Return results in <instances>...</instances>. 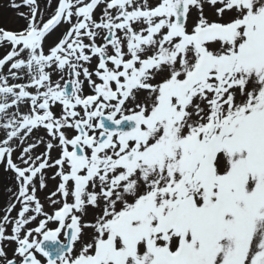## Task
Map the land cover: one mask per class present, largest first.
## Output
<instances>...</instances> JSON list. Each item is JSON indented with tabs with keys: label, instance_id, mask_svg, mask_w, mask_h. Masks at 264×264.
Masks as SVG:
<instances>
[{
	"label": "snow or ice",
	"instance_id": "1",
	"mask_svg": "<svg viewBox=\"0 0 264 264\" xmlns=\"http://www.w3.org/2000/svg\"><path fill=\"white\" fill-rule=\"evenodd\" d=\"M0 177V264H264V0H4Z\"/></svg>",
	"mask_w": 264,
	"mask_h": 264
},
{
	"label": "bare ground",
	"instance_id": "2",
	"mask_svg": "<svg viewBox=\"0 0 264 264\" xmlns=\"http://www.w3.org/2000/svg\"><path fill=\"white\" fill-rule=\"evenodd\" d=\"M6 181L3 179L1 182H0V196H2L0 198V201H4L6 200V195H5V191H4V185H5ZM0 207H1V202H0Z\"/></svg>",
	"mask_w": 264,
	"mask_h": 264
},
{
	"label": "rangeland",
	"instance_id": "3",
	"mask_svg": "<svg viewBox=\"0 0 264 264\" xmlns=\"http://www.w3.org/2000/svg\"><path fill=\"white\" fill-rule=\"evenodd\" d=\"M4 2V0H0V3H3ZM3 180V178L2 177H0V182ZM2 196H0V198H1ZM1 202V207H3L4 206V203H5V200L2 202V201H0Z\"/></svg>",
	"mask_w": 264,
	"mask_h": 264
},
{
	"label": "flooded vegetation",
	"instance_id": "4",
	"mask_svg": "<svg viewBox=\"0 0 264 264\" xmlns=\"http://www.w3.org/2000/svg\"><path fill=\"white\" fill-rule=\"evenodd\" d=\"M49 187H52V184L51 183H49Z\"/></svg>",
	"mask_w": 264,
	"mask_h": 264
}]
</instances>
